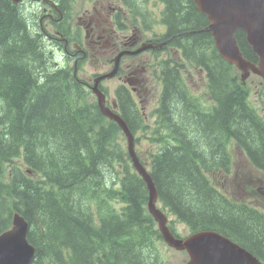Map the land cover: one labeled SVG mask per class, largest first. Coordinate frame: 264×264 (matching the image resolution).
I'll return each instance as SVG.
<instances>
[{
    "label": "trees",
    "instance_id": "obj_1",
    "mask_svg": "<svg viewBox=\"0 0 264 264\" xmlns=\"http://www.w3.org/2000/svg\"><path fill=\"white\" fill-rule=\"evenodd\" d=\"M163 1L171 45L190 68L205 72L210 104L191 102L171 72L152 113L153 148L146 160L137 156L162 210L188 235L217 232L264 264V210L216 186L231 171L232 148L264 174V112L250 102L247 81L218 54L193 0ZM235 37L243 57L256 63L244 33ZM39 51L17 5L0 0V234L17 212L35 248L30 264H157L165 245L147 209V186L118 141L123 133L71 68L44 66ZM259 90L264 98V83ZM119 107L140 144L143 134H136L148 129L146 121L128 98L119 97ZM250 196L263 199L257 190Z\"/></svg>",
    "mask_w": 264,
    "mask_h": 264
},
{
    "label": "flooded vegetation",
    "instance_id": "obj_2",
    "mask_svg": "<svg viewBox=\"0 0 264 264\" xmlns=\"http://www.w3.org/2000/svg\"><path fill=\"white\" fill-rule=\"evenodd\" d=\"M81 1L21 0L17 4L31 40L36 41L42 53L44 66L71 68L72 75L81 77L89 90L95 78L109 73L120 56L116 75L111 78L117 80L116 87L106 89L103 80L99 83L106 106L118 114L119 97L128 98L142 115L152 97L158 104L171 72L186 85L188 74L179 69L182 55L171 45L175 35H170L169 27L161 21L163 0H146L145 6L141 0L140 7L136 0L131 1L134 8L125 0H83L79 5ZM34 5H39L41 11H36ZM91 60L96 71L85 80L80 74L86 72ZM194 71L202 75L205 95V72ZM242 162L252 167L244 156ZM242 201L255 206L250 200Z\"/></svg>",
    "mask_w": 264,
    "mask_h": 264
},
{
    "label": "water",
    "instance_id": "obj_3",
    "mask_svg": "<svg viewBox=\"0 0 264 264\" xmlns=\"http://www.w3.org/2000/svg\"><path fill=\"white\" fill-rule=\"evenodd\" d=\"M18 4L21 0H11ZM197 10L206 16L207 29L211 32L219 55L240 72L241 81L257 75L264 81V0H193ZM243 32L248 46L257 57L252 63L243 57L235 34ZM120 57V56H119ZM110 73L94 80L91 87L100 112L114 121L127 141V149L132 166L141 176L148 189V212L158 226L165 244L178 251H185V264H262L255 256L238 244L214 231H200L185 238L174 235L167 224L168 218L157 207V190L148 170L140 163L134 148V136L120 115L105 106V96L98 84L104 78H112L117 72L118 58ZM258 192L264 196V188ZM28 223L15 213L12 227L0 234V264H30L35 248L27 241Z\"/></svg>",
    "mask_w": 264,
    "mask_h": 264
},
{
    "label": "rangeland",
    "instance_id": "obj_4",
    "mask_svg": "<svg viewBox=\"0 0 264 264\" xmlns=\"http://www.w3.org/2000/svg\"><path fill=\"white\" fill-rule=\"evenodd\" d=\"M83 1V0H82ZM82 1L79 3L81 5ZM36 11H41V8L39 5L33 6ZM177 50V49H176ZM180 53V52H179ZM181 54V53H180ZM179 69L181 72L183 71V74H188L187 77H185L186 85L188 87V93L191 96V102L195 103L198 101L200 103V107H208L210 104V97L208 93L205 95L202 94V88L204 87V82L200 80L202 75H197L194 71V68H190L188 64L182 60V62L179 63ZM183 64V67L181 65ZM86 72H82L80 76H84L85 80H88L89 77L95 73L94 68V60H91L89 64L86 65L85 68ZM80 80H83L80 77ZM200 80V81H199ZM84 81V80H83ZM103 83L106 89L111 88V90L116 87L117 80H113L111 78H104ZM262 81L260 78H258L255 75H250V77L247 80V86L249 88L250 92V102L256 106L261 112H264V98L260 96L259 94V88ZM158 107L156 97H152L149 102V106L144 110V115L147 116L146 124L148 126V129L145 132H139L136 134V136H140L143 134V139L141 140L140 144H135V150L140 153L144 154L142 158L146 160L144 152H148L149 150H152L151 140L152 137L149 135L152 133V130L155 128V118L153 116V111ZM170 112V108L168 109ZM143 124L140 123V126ZM160 129V127L158 126ZM124 136V135H123ZM126 141L125 136L122 138H119V142ZM156 145V143H155ZM125 148H126V142H125ZM136 152V153H137ZM231 155L233 156L232 161V167L230 173L227 175L225 180H217L216 186L217 188H221L223 191L229 192L230 196L233 199H245L250 200L254 202L255 205L259 207L260 210H264V198L263 199H252L250 194L252 192H255V190L260 187V183L264 184V174L258 172L256 169L250 167L248 164L242 162V156L238 154V150L236 148H232L230 151ZM225 181V182H224ZM264 187V185L262 186ZM252 190V191H251ZM120 206V203H118ZM157 207H159L161 210L160 204L157 202ZM167 216V215H166ZM168 218V225L171 226L170 223L173 222L174 218L172 216H167ZM173 226L175 227L174 233L180 237H186L189 234V230L183 226V224L178 223L176 220L173 222ZM165 251H163V259H159L157 264H185L188 257L185 252L178 251L174 248H170L165 246Z\"/></svg>",
    "mask_w": 264,
    "mask_h": 264
},
{
    "label": "bare ground",
    "instance_id": "obj_5",
    "mask_svg": "<svg viewBox=\"0 0 264 264\" xmlns=\"http://www.w3.org/2000/svg\"><path fill=\"white\" fill-rule=\"evenodd\" d=\"M67 1H69V0H67ZM163 94V93H162ZM134 105V104H133ZM103 117V116H102ZM106 119V118H105ZM97 120H98V118H97ZM106 120H108V119H106ZM13 214V213H12Z\"/></svg>",
    "mask_w": 264,
    "mask_h": 264
}]
</instances>
